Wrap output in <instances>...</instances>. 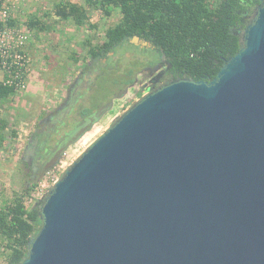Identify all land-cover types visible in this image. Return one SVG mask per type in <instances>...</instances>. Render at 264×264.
Masks as SVG:
<instances>
[{
  "label": "water",
  "instance_id": "water-1",
  "mask_svg": "<svg viewBox=\"0 0 264 264\" xmlns=\"http://www.w3.org/2000/svg\"><path fill=\"white\" fill-rule=\"evenodd\" d=\"M255 1L244 44L211 82L146 93L54 183L21 264H264V0Z\"/></svg>",
  "mask_w": 264,
  "mask_h": 264
},
{
  "label": "trees",
  "instance_id": "trees-1",
  "mask_svg": "<svg viewBox=\"0 0 264 264\" xmlns=\"http://www.w3.org/2000/svg\"><path fill=\"white\" fill-rule=\"evenodd\" d=\"M257 4L255 0H61L55 5L54 15L60 21L73 23L77 29L85 27L95 31L99 23H89L90 11L101 19L110 18L115 13L120 15V20L104 31L101 40L88 39L84 46L87 58L101 66L99 78L103 83L110 81L112 86L124 90L134 84L136 71L132 64L119 68L121 59L115 56L134 37L150 42L190 81L211 82L224 61L235 56L241 47L240 37L235 34L242 26L239 13L253 9ZM49 17V12H44L41 17L31 16L28 25L38 33L44 32L49 29L44 20ZM110 53L114 55L110 56ZM73 58L75 62L80 61ZM105 59L106 66L103 65ZM14 95V89L0 87V101ZM103 103L96 105L95 109L90 106L81 108L80 117L85 119L92 115ZM6 129L7 122L0 120V146L5 141ZM12 134L16 135V132ZM77 138L65 143L62 151L56 150L57 160ZM37 185V182L27 185L10 202L0 199V257L4 256L7 264L24 261L30 242L42 227L40 205L43 201L31 207L26 204V198Z\"/></svg>",
  "mask_w": 264,
  "mask_h": 264
},
{
  "label": "rangeland",
  "instance_id": "rangeland-1",
  "mask_svg": "<svg viewBox=\"0 0 264 264\" xmlns=\"http://www.w3.org/2000/svg\"><path fill=\"white\" fill-rule=\"evenodd\" d=\"M60 1L29 0L28 3H25L27 7L24 17L28 21L31 16L38 15L41 17L44 12L51 13V17L44 20L48 30L38 33L31 29L33 38L30 51L33 59L34 96L26 97L27 90L11 96L7 100L0 101V120L7 122V129L4 131L6 141L0 147V152L9 151V156L12 155L13 162L16 158L13 165L9 163L8 167L11 169L7 171H1L4 167L0 164V199L6 203L10 202L15 194L21 193L27 185L30 186L35 182L38 184L37 187L45 186L46 191L49 192L53 188V181L56 178L61 179L65 171L82 153L146 94L140 90L147 82V73L138 78L139 83L137 85L126 90L112 86L110 81L103 83L102 78H99L97 82L99 85L98 93L92 100H90L89 95H85L77 104L76 110L88 106L95 109L96 105L103 101L104 103H112L111 108L100 116L95 125L90 126L87 133H83L72 145H69L58 156V160L55 158L54 163L46 173L43 174L40 171L41 173L37 174L34 180L31 178L30 165L22 162L24 147L28 139L35 130L40 128L39 124L50 111L57 109L60 103H63L68 83H72L81 70L90 71L88 64L91 59L87 58V49L84 43L88 39L97 38V41L101 40L104 31L116 24L121 18L118 13H115L110 18L101 19L100 16L90 11L89 23H99L98 30H88L85 27L77 29L73 23L60 21L54 15L55 5ZM118 53V59H121L118 67L121 69L131 64L133 67V58L140 57L144 60L151 57V52L142 51L131 45L121 47ZM73 57L79 58L80 61L75 62ZM139 69L143 68L140 67ZM93 103H95L94 106H92ZM75 117L77 116L74 115L70 120L72 121ZM13 131L16 132V135L12 134ZM60 137L61 133L59 132L52 133L47 137L49 146L52 147L50 149H53ZM42 138L46 139L44 135ZM62 165L64 168H61ZM49 171H54L51 176L48 175ZM34 204L27 206L31 207ZM0 264H7L4 256L0 257Z\"/></svg>",
  "mask_w": 264,
  "mask_h": 264
},
{
  "label": "flooded vegetation",
  "instance_id": "flooded-vegetation-1",
  "mask_svg": "<svg viewBox=\"0 0 264 264\" xmlns=\"http://www.w3.org/2000/svg\"><path fill=\"white\" fill-rule=\"evenodd\" d=\"M258 6L247 11L240 12V32H235L240 37L241 46L244 44V31L252 24L257 16ZM250 12V14H248ZM243 14V16H242ZM141 49L142 51L151 52V57L142 60V58H133V69L136 71L135 82L129 85L126 89H129L139 83L138 78L147 73V82L143 85L142 92L152 93L160 90L171 83L190 81L189 77L178 68L169 62L168 58L157 50L155 46L151 44L149 48H142L141 46L134 45L131 40L128 44ZM119 58V53L115 56ZM105 65V64H103ZM90 71H82L76 76L72 83H68L63 103L60 106L50 111L45 119L39 124V129L35 130L28 139L24 147V157L22 162L30 165V171L32 179L36 178V175L46 173V171L52 166L56 158V150L62 151L64 144L69 143L75 138L79 137L83 133H87L91 125H95L98 122L100 116H102L108 109L111 108L112 103L101 104L92 115L82 119L80 117V111L76 110L77 104L85 97L89 95L90 100L98 93L99 85L97 84L101 75V66L95 60L91 59L88 64ZM106 66V65H105ZM143 69H139L138 67ZM125 89V90H126ZM75 117L72 121L71 117ZM59 132L61 137L56 142L53 149L49 146L48 139L52 133ZM46 139H43L42 136ZM61 139V140H60ZM66 142H63L65 141ZM32 161V162H31Z\"/></svg>",
  "mask_w": 264,
  "mask_h": 264
},
{
  "label": "built area",
  "instance_id": "built-area-1",
  "mask_svg": "<svg viewBox=\"0 0 264 264\" xmlns=\"http://www.w3.org/2000/svg\"><path fill=\"white\" fill-rule=\"evenodd\" d=\"M28 1L0 0V87L14 89L16 94L27 91L33 77V34L24 17ZM56 181L58 178L53 184ZM48 193L45 186L36 187L26 198V204L43 201Z\"/></svg>",
  "mask_w": 264,
  "mask_h": 264
},
{
  "label": "crops",
  "instance_id": "crops-1",
  "mask_svg": "<svg viewBox=\"0 0 264 264\" xmlns=\"http://www.w3.org/2000/svg\"><path fill=\"white\" fill-rule=\"evenodd\" d=\"M26 95H27L26 97L34 96V76H33V79L31 80L30 87H29L28 92L26 93ZM5 141H6V137H5ZM2 146H3V144H2ZM2 146H0V147H2ZM5 152L8 155L6 153H4V152H0V164L4 167V169L1 170V171H7V170L11 169V168L8 167L9 163H10V165H13V163L16 160V158H14V162H13V157H12V155L9 156V151L5 150ZM3 154L5 156H2Z\"/></svg>",
  "mask_w": 264,
  "mask_h": 264
}]
</instances>
